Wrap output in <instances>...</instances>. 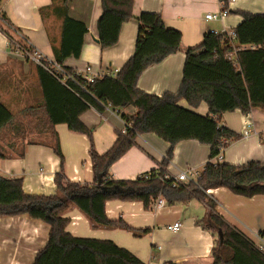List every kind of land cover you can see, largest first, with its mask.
I'll return each mask as SVG.
<instances>
[{
  "label": "trees",
  "instance_id": "trees-1",
  "mask_svg": "<svg viewBox=\"0 0 264 264\" xmlns=\"http://www.w3.org/2000/svg\"><path fill=\"white\" fill-rule=\"evenodd\" d=\"M69 1L52 0V5L42 8L40 15L45 24L51 17L61 22V41L55 45L52 39L54 59L73 80L63 84L39 67L42 104L25 108L18 114L0 95V160L23 158L28 145L52 148L62 166L55 178L56 192L51 196L30 195L24 191L23 178L0 175V218L41 212L50 227L51 239L44 253L53 246L60 248L58 264H109L112 255L88 243L64 242L69 237L67 228L71 223L65 215L72 205L95 228L147 234L148 229L136 230L123 219H110L106 204L110 201L141 202L144 209L150 211L160 198L169 205L188 203L197 198L210 209L208 217L201 222L216 236L220 230L223 233L222 244L217 237L213 264H264V256L244 234L224 221L217 212L216 202L207 194L209 190L224 188L246 199L264 196L262 163L251 161L245 166L213 163L220 154L223 139L231 143L239 138L221 126L224 115L238 110L244 115L254 109L264 111V14L237 11L242 22L233 30V38L208 33L201 45L187 51L178 93L159 97L140 90L139 80L147 69L181 50L182 33L167 28L160 13L143 12L138 18L139 34L134 55L115 76H103L90 83L64 66L68 58H80L88 34L84 23L70 17ZM100 1L102 15L97 25L98 35L100 46L106 50L119 43L124 24L134 18L135 0ZM219 1L224 9L229 8V0ZM3 2L0 0V30L22 44L24 41L15 39V32L20 30L14 28L2 11ZM181 101L192 109L205 103L209 114L201 116L180 106ZM102 106H111L119 113L128 108L137 110L135 115L122 113L128 124L127 133L121 134L105 154L96 150L93 129L81 120L91 108L100 110ZM58 125H66L72 132L88 137L93 183L73 182L67 178L65 157L56 132ZM146 134H155L170 144L162 166L150 172L148 179L112 178V166L132 149L138 136ZM184 141L210 146V161L197 184L176 189L172 188L173 181L165 177L176 146Z\"/></svg>",
  "mask_w": 264,
  "mask_h": 264
},
{
  "label": "crops",
  "instance_id": "crops-1",
  "mask_svg": "<svg viewBox=\"0 0 264 264\" xmlns=\"http://www.w3.org/2000/svg\"><path fill=\"white\" fill-rule=\"evenodd\" d=\"M52 5V0H4L2 11L14 28L15 39L40 50L54 59L55 45L61 41V22L51 17L45 24L40 10ZM221 9L219 0H135L134 18L124 24L119 43L103 50L99 43L98 21L102 15L100 0H70L69 15L88 28L80 58H68L64 66L86 79L116 75L135 53L139 34L138 18L143 12L160 13L167 28L182 33L181 50L162 63L147 69L138 87L143 92L162 97L176 94L183 82L186 54L201 45L208 33H228L242 22L237 11L264 14V0H233L230 14L222 21H209L207 14ZM15 30V29H14ZM13 30V31H14ZM11 37L0 30V95L11 110H21L42 104L38 65L31 60L12 54ZM180 106L201 116L209 114L203 103L192 109L185 101ZM135 115V108L122 111ZM122 113L111 106L91 108L81 120L93 129L94 145L99 154L108 152L122 134L125 121ZM254 128L248 137L242 134L246 122ZM222 125L239 138L230 143L224 153V163L245 166L251 161L264 165V111L254 109L249 115L235 111L224 115ZM65 157V174L70 181L93 183L94 174L90 160V141L86 135L72 132L66 125L56 126ZM170 144L155 134L138 136L135 145L111 168L115 180L135 181L158 170L167 158ZM211 147L197 141L180 142L167 167L172 176L189 169L205 168L210 161ZM61 160L48 146L28 145L23 158L0 160V175L6 178H23L24 191L30 195L51 196L56 192L55 178L61 172ZM208 196L217 204V212L232 228L255 242L264 233V196L246 199L227 189L210 190ZM209 207L197 198L188 203H176L158 208L157 201L150 211L141 202L110 201L107 215L112 220L123 219L136 230L95 228L80 210L72 205L65 217L71 223L69 237L64 242L76 240L110 254L109 264H213L217 236L201 222L208 217ZM181 223L178 232L169 229ZM50 227L43 214L0 218V264H58L61 250L50 243ZM118 256V257H117ZM127 261L128 263H126Z\"/></svg>",
  "mask_w": 264,
  "mask_h": 264
},
{
  "label": "built area",
  "instance_id": "built-area-1",
  "mask_svg": "<svg viewBox=\"0 0 264 264\" xmlns=\"http://www.w3.org/2000/svg\"><path fill=\"white\" fill-rule=\"evenodd\" d=\"M232 1L233 0H229V4ZM220 4H221L220 11H218L217 13L207 14L206 15L207 20H209V21H222L225 17H227L230 14V9L229 8L224 9L223 4L221 2H220ZM211 33L224 34L227 38H233L234 37L233 31L228 32V33H218L215 31H211ZM20 40L25 42V40L22 37ZM23 43L21 44V43L15 41L14 39H10V43H9V47L11 50L10 52L12 54L21 56L25 60L33 61L34 63H36L38 65V67L43 68L45 71L50 73L52 76H54L57 80H59L63 84H65L67 80H73L71 75L68 74L66 72V70L60 64L56 63L55 60H51V59L47 58L40 50L33 48L32 46H30L26 42H25L26 44H23ZM95 79L96 78H91V79H87V80L90 83H93ZM221 126H224V125L221 124ZM127 128H128V124L125 122V128L122 132L123 135H125L127 133ZM253 128H254V125L252 124V122H250V121L246 122V127H245V130H244L242 136L248 137L252 133L251 129H253ZM228 145H230V142L227 139H223L221 149H220V154L213 161V163H215V164L224 163V153H225V150L227 149ZM203 171H204V169H203ZM202 173L203 172L198 171V169H189L187 171H182V172L178 173L176 176H172L171 174L168 173L165 178L172 180L173 181L172 188L177 189V188L182 187V186L184 187V186H187L190 184H197L202 177ZM142 177L145 179H148L149 176L145 175ZM164 205H165L164 199L160 198L157 200L158 208H161ZM181 228H182V225L179 222L175 223L172 226H169V229L174 231V232H178ZM257 239H258L257 242H252V241H250V242H252L255 250L257 252H259L262 256H264V233L258 234Z\"/></svg>",
  "mask_w": 264,
  "mask_h": 264
},
{
  "label": "water",
  "instance_id": "water-1",
  "mask_svg": "<svg viewBox=\"0 0 264 264\" xmlns=\"http://www.w3.org/2000/svg\"><path fill=\"white\" fill-rule=\"evenodd\" d=\"M218 237H219V239L221 241V244H222V242H223V233H222L221 230L218 232Z\"/></svg>",
  "mask_w": 264,
  "mask_h": 264
},
{
  "label": "rangeland",
  "instance_id": "rangeland-1",
  "mask_svg": "<svg viewBox=\"0 0 264 264\" xmlns=\"http://www.w3.org/2000/svg\"><path fill=\"white\" fill-rule=\"evenodd\" d=\"M31 139H35V138L32 137ZM198 171L203 172V167H200V168L198 169ZM217 237H218V235H217ZM255 242H257L256 239H255Z\"/></svg>",
  "mask_w": 264,
  "mask_h": 264
}]
</instances>
